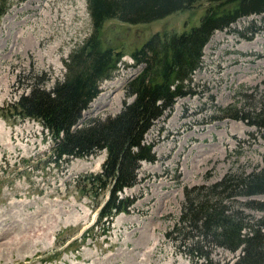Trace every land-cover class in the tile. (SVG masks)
Here are the masks:
<instances>
[{"label":"rangeland","instance_id":"obj_1","mask_svg":"<svg viewBox=\"0 0 264 264\" xmlns=\"http://www.w3.org/2000/svg\"><path fill=\"white\" fill-rule=\"evenodd\" d=\"M6 6L0 18V264H203L186 248V194L226 173L264 166V130L239 118L250 117L264 97V12L212 34L192 76L193 94L177 97L143 136L155 160H140L133 186L118 192L130 202L126 212L95 224L108 194L93 182L105 152L54 162L41 124L10 116V105L35 77L46 90L64 79V61L91 33L86 0H10ZM205 7L202 1L145 24L109 21L101 38L124 52L123 62L101 82L81 122L114 117L132 101L125 89L139 71L129 57L134 46L159 31L189 30ZM249 199L262 201L264 193L237 195L231 206L247 218L264 216ZM202 251L209 264H232L238 254L215 244Z\"/></svg>","mask_w":264,"mask_h":264},{"label":"trees","instance_id":"obj_2","mask_svg":"<svg viewBox=\"0 0 264 264\" xmlns=\"http://www.w3.org/2000/svg\"><path fill=\"white\" fill-rule=\"evenodd\" d=\"M9 1L0 0V18ZM202 1L206 7L197 25L182 32L159 31L129 52L131 65L139 67L126 84V96L132 101L124 102L114 117L81 122V113L99 93L101 82L110 79L123 62L124 52L106 45L101 38L107 23H150ZM87 8L91 33L64 61V79L46 90L35 84V77L29 92L21 94L11 107L16 115L38 119L48 129L55 143L54 162L105 150L102 170L93 182L108 191L97 222L106 218L109 223L130 204L118 192L133 186L138 162L155 160L153 144L144 143L145 132L171 109L177 97L193 94L192 76L202 66L203 48L212 34L240 18L263 13L264 0H87ZM250 113V117L243 113L239 118H252L250 123L264 130V97ZM263 193L264 166L250 172L235 170L207 187L194 188L182 206V227L191 240L186 248L198 252L203 264L211 263L209 254L202 251L206 244L232 253L239 250L232 264H264V216L247 218L243 210L231 206L237 195ZM250 201L246 202L249 207L264 211V200Z\"/></svg>","mask_w":264,"mask_h":264},{"label":"bare ground","instance_id":"obj_3","mask_svg":"<svg viewBox=\"0 0 264 264\" xmlns=\"http://www.w3.org/2000/svg\"><path fill=\"white\" fill-rule=\"evenodd\" d=\"M22 32H24V30L22 31ZM30 38V37H29ZM28 39V38H27Z\"/></svg>","mask_w":264,"mask_h":264}]
</instances>
